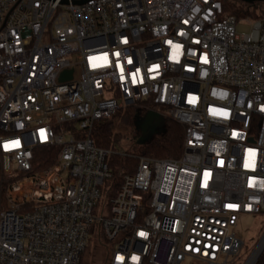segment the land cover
I'll return each mask as SVG.
<instances>
[{
  "label": "built area",
  "instance_id": "obj_1",
  "mask_svg": "<svg viewBox=\"0 0 264 264\" xmlns=\"http://www.w3.org/2000/svg\"><path fill=\"white\" fill-rule=\"evenodd\" d=\"M238 24L223 0H0V264H83L90 241L107 264L240 254L241 216L264 213V18ZM132 106L184 149L139 156L111 196L108 158L131 152L93 131ZM43 146L57 161L34 171Z\"/></svg>",
  "mask_w": 264,
  "mask_h": 264
},
{
  "label": "trees",
  "instance_id": "obj_2",
  "mask_svg": "<svg viewBox=\"0 0 264 264\" xmlns=\"http://www.w3.org/2000/svg\"><path fill=\"white\" fill-rule=\"evenodd\" d=\"M223 0L225 10L233 14V7L229 4H247L239 0ZM235 2V3H233ZM264 4V3H254ZM235 15V14H234ZM237 16V15H236ZM248 17H254L252 13ZM238 18L240 16H237ZM264 18V17H262ZM259 18V19H262ZM258 20V19H257ZM120 125L122 129H117V124L112 118L99 121L93 131V139L99 147L117 150L121 142L131 134H137L141 131L140 124L143 117L140 116V109L132 106L119 112ZM159 136L152 139L142 140L138 143L137 151L124 155L113 153L108 158L113 177L109 182L111 196H115L123 184V178L126 174L133 173L138 167L139 156H153L157 158H179L184 149L185 127L170 117H163L160 124ZM60 149L58 147H39L36 150L38 160L34 171L48 169L55 165ZM256 264H264V252Z\"/></svg>",
  "mask_w": 264,
  "mask_h": 264
},
{
  "label": "rangeland",
  "instance_id": "obj_3",
  "mask_svg": "<svg viewBox=\"0 0 264 264\" xmlns=\"http://www.w3.org/2000/svg\"><path fill=\"white\" fill-rule=\"evenodd\" d=\"M230 3L231 0H228ZM235 3V2H233ZM233 7V14L240 16L238 24V32L240 34H251L253 32V26L257 19L264 17V4H229ZM252 13L254 17H248L247 14ZM79 57H74V62H78ZM80 74V67L76 66V76ZM140 109V116L143 117L145 114L144 108L142 106H137ZM117 124V129L121 130L122 125H120V114L119 112L112 118ZM159 128L156 132H141L137 134H131L127 139L121 142L118 146V151H137L139 140L148 141L154 136H159ZM28 175H23L16 178L22 179L26 178ZM64 176L67 177V172H64ZM236 234L244 242V246L238 256H230L227 260L228 264H247L251 256L258 249L261 243L264 241V213L262 214H246L242 215L238 225L235 228ZM90 247L86 251L83 257V264H107V250L100 246L101 244L97 241H90ZM163 253V250H162ZM165 252L162 258H164ZM225 258L222 259V263H225ZM182 264H206L194 259H186Z\"/></svg>",
  "mask_w": 264,
  "mask_h": 264
},
{
  "label": "water",
  "instance_id": "obj_4",
  "mask_svg": "<svg viewBox=\"0 0 264 264\" xmlns=\"http://www.w3.org/2000/svg\"><path fill=\"white\" fill-rule=\"evenodd\" d=\"M241 2L247 3V4H254V3H264V0H239ZM73 75V71H66L63 73L62 75V80L65 79H71ZM163 122V116L155 111H149L148 114L146 115V118L143 121V124L141 126V129L144 133H146L149 128L152 126L153 123L155 124H161ZM142 140H139L138 143H141ZM264 252V247L262 248V250L260 251L259 255L257 256V258L254 260L253 264H256L259 260V258L261 257V255Z\"/></svg>",
  "mask_w": 264,
  "mask_h": 264
},
{
  "label": "bare ground",
  "instance_id": "obj_5",
  "mask_svg": "<svg viewBox=\"0 0 264 264\" xmlns=\"http://www.w3.org/2000/svg\"><path fill=\"white\" fill-rule=\"evenodd\" d=\"M8 199L11 203L29 201L28 199H30V193L24 192V191L22 193H20L19 191L11 192L8 196ZM263 247H264V241L261 243L258 249L251 256L247 264H253L254 260L257 258V256L259 255Z\"/></svg>",
  "mask_w": 264,
  "mask_h": 264
},
{
  "label": "flooded vegetation",
  "instance_id": "obj_6",
  "mask_svg": "<svg viewBox=\"0 0 264 264\" xmlns=\"http://www.w3.org/2000/svg\"><path fill=\"white\" fill-rule=\"evenodd\" d=\"M148 113L147 112H145V114H144V116H143V118H142V120H141V124H140V128H141V126H142V124H143V121H144V119L146 118V115H147ZM160 127V124H155V123H153L152 124V126L149 128V130L147 131V132H156V130L158 129ZM141 132H143L142 131V129H141ZM146 132V133H147Z\"/></svg>",
  "mask_w": 264,
  "mask_h": 264
},
{
  "label": "snow or ice",
  "instance_id": "obj_7",
  "mask_svg": "<svg viewBox=\"0 0 264 264\" xmlns=\"http://www.w3.org/2000/svg\"><path fill=\"white\" fill-rule=\"evenodd\" d=\"M142 235H143V233H142Z\"/></svg>",
  "mask_w": 264,
  "mask_h": 264
}]
</instances>
